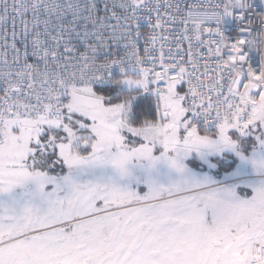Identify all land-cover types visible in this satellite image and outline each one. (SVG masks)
I'll use <instances>...</instances> for the list:
<instances>
[{
    "label": "snow or ice",
    "instance_id": "1",
    "mask_svg": "<svg viewBox=\"0 0 264 264\" xmlns=\"http://www.w3.org/2000/svg\"><path fill=\"white\" fill-rule=\"evenodd\" d=\"M0 264H264V0H0Z\"/></svg>",
    "mask_w": 264,
    "mask_h": 264
}]
</instances>
